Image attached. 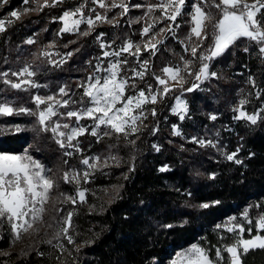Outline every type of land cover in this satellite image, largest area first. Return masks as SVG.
Listing matches in <instances>:
<instances>
[{
	"label": "trees",
	"instance_id": "trees-1",
	"mask_svg": "<svg viewBox=\"0 0 264 264\" xmlns=\"http://www.w3.org/2000/svg\"><path fill=\"white\" fill-rule=\"evenodd\" d=\"M12 1V7L21 2ZM212 4V19L218 21L221 11ZM71 5V1L62 2L6 29L0 35V73L12 66L10 58L18 57L21 43L36 32V26L41 28L52 17L59 18ZM214 33L212 26L194 59L196 71L205 61L202 54L212 49ZM83 45H90V40ZM262 46L241 37L210 63V72L216 70V75L201 84L203 91L186 93L190 111L183 122L170 112L175 94L147 106L149 122L142 126L134 143L118 138L120 166L110 177L98 175L94 181L97 186L119 184L118 197L111 202L94 201L89 192L85 203L75 205L70 244L62 233L56 237L28 235L21 249L0 256V264H169L176 250L195 242L203 244L214 260L217 249H221L224 259L219 264H230V254L224 249L233 241L221 223L232 213L239 214L250 204L248 200H252L253 210L264 213V109L254 124L235 120L236 104L244 90L257 86L264 99ZM4 80L0 75V102L5 96L31 102L26 99L27 91L14 90ZM212 114L215 119H211ZM6 120L0 115V121ZM175 124L181 126L182 135L174 134ZM28 135L27 131L0 132V149L20 151ZM194 137L218 140L219 150L191 141ZM46 140L51 141L44 143L48 157L60 158L57 166L69 169L79 155L63 156L56 141L49 136ZM81 140L88 141L84 148L94 149L99 144L93 137ZM233 153L236 160H229ZM205 204L209 206L203 207ZM245 229L247 238L264 236V230L258 231L254 225ZM60 241L65 250L60 248ZM76 244L83 246L77 249ZM241 264H264V249L241 255Z\"/></svg>",
	"mask_w": 264,
	"mask_h": 264
},
{
	"label": "rangeland",
	"instance_id": "rangeland-1",
	"mask_svg": "<svg viewBox=\"0 0 264 264\" xmlns=\"http://www.w3.org/2000/svg\"><path fill=\"white\" fill-rule=\"evenodd\" d=\"M66 1H71L72 5L64 12L74 11L83 4V15L85 18L95 19L96 14L99 13L106 16L107 20L112 21V23L96 21L92 29H89L86 23H81L78 26L79 31L62 32L61 29L64 27V24L60 18L62 17L63 12L59 18L52 17L47 20V22H44L41 28H39V25L38 27L36 26V32L24 38L21 43L22 46L18 49V57L14 56L13 58H10V64L12 66L2 72L8 73L7 76H3L5 80H9L13 83H21L20 89H12L27 91L29 95L26 99L32 100L28 104L26 101L23 102L20 99L10 98L8 96H5L2 99L1 102L9 103V105L13 107L14 112L12 115H4L7 119L6 122L3 123V121H0L1 134L27 131L29 132V138H27L28 140H26L25 145L20 151L0 149V154H27L31 156L32 159L43 166L45 170L44 175L53 181V187L48 194L49 198L47 202L42 206L43 212L40 214V219L31 221V216L26 217V219L33 223V227L29 228L27 232L20 230L19 239H16V233L13 232L11 224L7 220L0 222V256H8L17 249H21L25 243L24 239L28 235L34 237L38 235L43 237L54 235V237H56L59 236L60 233L64 234L61 231L62 228H67L68 231L66 238L68 239V237H71V240H73L71 223L73 213L76 210L75 205L85 203L89 192L94 201L96 199H101L103 202H111L118 197V190L120 189V186H118L119 184H108L106 186H97L96 183L94 184L98 175L110 177L114 171L113 169L120 166L121 153H119L120 149L119 146H117L119 144L118 138H125L127 141L131 140L132 143H134L139 137L142 126L149 122L147 106L158 103L162 98H165L170 94H175L173 103L170 107V112L173 115L178 116L180 121L183 122L188 117L190 111L188 98L186 96V93L189 91L188 89L197 85L195 90L203 91L204 87L201 84L210 77L216 75V70L215 72H210V63L224 53L223 51L222 54L211 59H205V61L203 59V65L198 71L195 70L194 59L198 58L199 51H201L202 44L206 39L208 29H210L217 20H214L213 18L210 21H206V27L202 37L197 38L191 32V28L194 26L191 17L193 5L199 4L206 15L212 17L213 11L210 10L209 4L213 2V7L214 4H219V0H211V2L209 0H185V4L181 9V14L176 17L175 22L166 18L161 19L162 13L159 10L153 11L151 14L147 12L148 6L158 4L159 0H124V3L128 7L127 13H124L123 9L120 7L110 9L100 8L98 4L93 3V0H57L55 6ZM104 2L110 5L113 0H104ZM117 2H119V0H117ZM247 2L251 4L254 3L255 0H247ZM12 3V0H6V2L0 0V19L4 21L5 30L9 29L17 21H24L35 16L38 17L44 9L55 7L48 6L38 8V5L42 6L45 3V0H28L27 3H25V0H21L20 3L17 2L13 7L11 6ZM47 3L51 5L53 0H47ZM13 11H16L19 14V19L11 16ZM263 14L264 8H261L255 17L260 21L262 29H264ZM78 18L79 14L76 17H73V19ZM32 20L37 21L38 19ZM9 21H11V23H9ZM52 22H55L56 25L54 27H49L48 23ZM149 24H153L154 27H152L147 36L142 35L143 28ZM177 25H179V27H177ZM169 26L173 31H167ZM4 31L0 32V35ZM84 31H88L89 35H81ZM149 37H154L153 42L156 43L154 54L153 49H145L143 46ZM29 40L33 42L28 43ZM87 40H90V45L86 47L83 44ZM129 42L134 46L140 45V52L138 55H131L129 52H121V48L126 46ZM193 47H196L197 49L195 56L192 55L191 51ZM105 51L110 53L121 52V54L119 56L104 57L103 53ZM131 51H135V48ZM69 53H71V55H69ZM202 55L210 56L211 52L207 55H204V53ZM125 60L127 63H123ZM117 61L120 62V70L117 79H122L127 82L125 86V98L138 95L140 91H144L146 96H149V93L155 95L156 102L145 103L140 109H133L132 114L140 117L135 125L138 129L135 133H131L129 129L128 131L130 134L124 135L123 133H116L112 131L110 127L102 125L96 130L97 135L93 136L91 135V131L94 121L91 118L84 117L77 121L75 117L68 118L66 113L68 111H80L85 107H91L89 98L83 95L85 87L90 82L89 78L107 76L108 72L105 71V69H107L110 64L116 63ZM144 62H147V64L145 65ZM205 64L208 66L207 73L201 75L200 79L197 80L196 76L199 75L200 69ZM26 67L29 71L34 73L33 76L17 77L12 75L13 72L20 73ZM158 67L159 69L156 70ZM164 68H172L174 71L179 69L177 80L170 79L169 76L164 73ZM218 69L220 70L221 67H218ZM137 72H143V77L141 78L136 75ZM158 77L167 82L166 86L170 91L163 93L162 90L165 85L159 84ZM181 78L183 79L182 84L178 82ZM51 79L57 80L56 82H52ZM24 80L33 81L36 86L33 87L29 84L22 83ZM7 85L11 87L10 84ZM61 88L67 92V95L62 96L60 94ZM261 95L262 91H259L257 86H253L249 91L244 90L241 93L238 104H236L235 120H243L249 124H254L246 117L255 116L257 122L264 109V99H262ZM36 96L44 98L55 96L57 100L69 102L67 107H61L57 104L55 107L58 115L51 117V119L46 122L47 124L54 126V121L61 125L67 123L69 129H60L66 134L74 127L85 128L84 134L78 135L71 142L74 147L59 146L61 147L60 152H62L63 156L73 157L76 154L79 155L78 157H75L76 159L73 160L70 168L66 171H64L65 167L61 168V166L58 167L56 164L61 162L60 158L52 160L48 157L45 149L46 146L44 145V143H51V141L46 140L47 136L54 141H57V139L65 140V143L67 144L66 138L56 137L50 130L45 131L39 124L37 115H31L27 112L19 111V109L24 108L29 109L32 112H37V105L34 102ZM241 101H244V103L241 104ZM120 106V104L117 105V107ZM46 107V104L39 106L40 109ZM241 111L246 114L243 118L240 117ZM21 115H23V117H21ZM213 117H216V115L212 114L211 119H213ZM17 128L20 130L17 131ZM172 130L174 134L182 135V128L180 125H173ZM105 132L110 133V135H103ZM85 136L93 137L96 141H99V144L94 149L84 148V146L88 144V141L84 142L81 138ZM191 141H197L202 145L211 144L216 146V150H219L217 147L219 141L214 140L213 138L208 140H196V137H194ZM65 153H70V155H66ZM230 155L233 156L232 160H236V153ZM84 159H88L89 165L95 164L96 167L92 168L89 167V165L83 164L82 161ZM85 172L89 173L86 180L84 179ZM65 173H68L70 177L75 176L77 179L65 183L63 179ZM120 179L121 176L117 178V180ZM66 184H68L69 188H66ZM78 191H84L85 196L83 201H81L77 195ZM67 197L73 198L75 203H73L72 200L67 199ZM249 202L250 204L239 212V214L232 213L223 221V223H221V227L226 231L228 227L236 228V231L234 232L228 231L232 237L231 240L233 241L228 247H231L241 235L243 239H250L256 236L254 235L249 238L245 237V226L254 225L257 228V219L261 215H264V213H258L253 210V207L251 206L252 200H248V203ZM66 203H68V208H64L67 207ZM36 207L40 208L41 205L37 204ZM65 212H67V215H65ZM245 212L248 213L247 220L244 217ZM70 213L71 222L69 226L65 223V220ZM249 220L251 223L248 222ZM239 227L244 228L242 234L239 233ZM249 229H251V227L248 228V232ZM59 243L60 248L65 250L66 245L62 241ZM193 245L205 249L209 258L216 261L211 258L209 251L204 248L203 244L195 242L176 250L175 253L171 255L169 264H174V262H176V264H185L183 260L178 259V256L181 252L186 251ZM82 246V244H76L75 248L80 249ZM252 249L256 248H250L248 251ZM247 252H244L242 247L237 246V264H241V255ZM221 255L224 259L222 251ZM230 259L232 260L231 255Z\"/></svg>",
	"mask_w": 264,
	"mask_h": 264
},
{
	"label": "snow or ice",
	"instance_id": "snow-or-ice-1",
	"mask_svg": "<svg viewBox=\"0 0 264 264\" xmlns=\"http://www.w3.org/2000/svg\"><path fill=\"white\" fill-rule=\"evenodd\" d=\"M6 2V0H4ZM28 0H25L27 3ZM57 0H53V3L49 5L47 0L41 6L38 5V8L55 6ZM93 3L98 4L100 8L110 9L120 7L123 9L124 13H127L128 7L124 3V0H113L109 5L104 2V0H93ZM185 4V0H159V3L156 5H149L147 12L151 14L153 11L159 10L162 13V17L168 20L175 22L176 17L181 14V9ZM222 6V7H221ZM82 4L80 7L74 11H66L63 13L60 18L63 21L64 27L61 29L62 32H73L79 31L78 26L81 23H86L89 29H92L96 21L109 22L106 16H103L99 13L96 14L95 19L85 18L83 15ZM217 8L221 11V18L216 21L213 25L215 29L214 41L212 49L210 50V56H203L202 59H211L223 53L229 46L235 43L241 37L248 38L250 40L256 41L259 44L264 45V29L261 27L260 21L255 17L261 8H264V0H255L254 3H248L247 0H219V4L216 5ZM94 11V10H93ZM79 14L78 19H73ZM12 17L19 19V14L16 11L11 13ZM192 23L194 26L191 28V32L197 37L201 38L206 27V21H210L212 17L206 15L202 10L199 4L193 5V12L191 14ZM11 23V21H9ZM153 24L143 28L142 35L147 36L151 31ZM179 27V25H177ZM4 21L0 19V32L4 31ZM167 31H173L169 26ZM81 35H89L88 31H84ZM154 37H149V39L144 43V48L156 49V43L153 42ZM33 41L29 40L28 43ZM103 47V45H102ZM135 48V51H131ZM192 55L195 56L197 49L193 47L191 49ZM121 52H129L131 55H138L140 52V45H133L131 42L127 43L126 46L121 48ZM121 52H107L103 53L104 57L109 56H119ZM260 52L264 53V46L260 48ZM71 55V53H69ZM127 63V61H123ZM146 65L147 62H144ZM207 65L205 64L201 69L199 75L196 76V79L199 80L201 75L207 73ZM187 68V65H186ZM99 70V69H98ZM120 70V62L110 64V66L105 69L108 72L107 76L104 77H90V82L87 84L84 90V96L89 98V103L91 107H85L80 111H68L66 116L68 118L75 117L77 121L87 117L91 118L93 123V128L91 135H97V129L100 126L110 127L112 131L116 133H123L128 135L129 129L131 133H135L138 129L135 126L137 120L140 118L138 115H133V109H140L145 103H155L156 96L145 95L144 91H140L138 95H133L125 98V86L126 81L122 79H117ZM186 70V69H185ZM164 73H166L170 79L177 80L179 76V69L173 70L172 68H164ZM2 76H7L8 73H0ZM12 75L20 76H33L34 73L29 71L26 67L20 73L13 72ZM136 75L143 77V72H137ZM160 85H165L163 88V93H167L170 89L166 86L167 82L164 79L157 78ZM179 83H183L181 78ZM3 83L10 84L12 88L20 89L21 83H13L9 80H4ZM24 84H29L30 86H36L33 81L24 80ZM191 91L192 89H188ZM60 94L67 95V92L63 88L60 89ZM34 102L37 105V112H32L29 109L21 108L19 111L27 112L31 115H37L39 124L43 127L45 131L50 130L56 137L66 138L65 140L57 139V143L61 147H74L71 143L78 135H82L85 132V128H71L66 134L64 131H61V128L69 129L67 123L61 125L58 122H53V125H49L46 122L51 119V117L57 116L58 112L56 110V105L59 104L61 107H67L68 101L57 100L55 96H48L46 98L41 96H36ZM244 101H241L243 104ZM46 104L47 107L40 109L39 106ZM120 104V107L117 105ZM180 106V105H178ZM14 109L7 102H0V115H12ZM155 112L153 111V115ZM243 111L240 112V117H245ZM248 120L252 123L256 122L255 116H247ZM215 119V117H213ZM17 131L20 129L17 128ZM103 135H110V133L105 132ZM203 143V142H201ZM70 155V153H65ZM229 160L233 159L232 155L228 156ZM98 160V158H97ZM83 164L89 165V160L84 159ZM89 167L95 168V164L89 165ZM44 168L37 161L32 159L31 156L16 155V154H0V222L7 220L12 227L14 233H16V239H19V231L22 230L27 232L29 228L33 227V223L26 217L31 216V221H36L40 219V214L43 212V204L47 202L49 198V192L53 187V181L44 175ZM89 173H84V179H87ZM65 183L76 180L75 176L70 177L68 173H65L63 176ZM77 195L84 200L85 193L84 191H78ZM67 199L72 200L75 203V200L71 197ZM41 205L40 208H37L36 205ZM209 205L205 204L203 207L207 208ZM244 217L248 219V213H244ZM19 222V223H18ZM71 222V213L66 218L65 223L70 226ZM251 223V221H248ZM257 228L258 230H264V215H261L257 219ZM61 231L67 235V228H62ZM227 231L234 232L236 231L235 227H228ZM244 232L243 227H239V233ZM251 232V229H249ZM69 243L72 242L71 237H68ZM237 246L243 248L244 252H247L250 248H261L264 249V236L256 235L250 239H243L242 235L236 242L231 246L224 249L231 255V264H237L238 254ZM178 259H181L185 264H219L223 259L221 255V249L216 251V261H213L209 258L207 251L202 247L193 245L191 248L187 249L184 252H181L178 256ZM176 264V262H174Z\"/></svg>",
	"mask_w": 264,
	"mask_h": 264
},
{
	"label": "water",
	"instance_id": "water-1",
	"mask_svg": "<svg viewBox=\"0 0 264 264\" xmlns=\"http://www.w3.org/2000/svg\"><path fill=\"white\" fill-rule=\"evenodd\" d=\"M197 85H194L193 87H191V91H194L196 89Z\"/></svg>",
	"mask_w": 264,
	"mask_h": 264
}]
</instances>
